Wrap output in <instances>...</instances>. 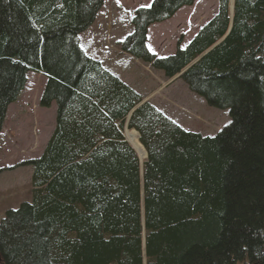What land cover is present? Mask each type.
I'll return each instance as SVG.
<instances>
[{
    "label": "trees",
    "instance_id": "1",
    "mask_svg": "<svg viewBox=\"0 0 264 264\" xmlns=\"http://www.w3.org/2000/svg\"><path fill=\"white\" fill-rule=\"evenodd\" d=\"M194 1L135 10L119 48L168 80L187 68L188 90L228 111L211 137L80 49L103 0H0V134L28 73L45 78L39 106L55 104L41 155L23 164L30 200L0 221V264H264V0H218L184 49L155 58L147 29Z\"/></svg>",
    "mask_w": 264,
    "mask_h": 264
},
{
    "label": "rangeland",
    "instance_id": "2",
    "mask_svg": "<svg viewBox=\"0 0 264 264\" xmlns=\"http://www.w3.org/2000/svg\"><path fill=\"white\" fill-rule=\"evenodd\" d=\"M151 2L104 0L94 23L79 36V47L178 126L214 136L229 123L227 110L208 107L180 79L168 80L160 71L120 51L119 43L132 31L135 10L148 8ZM217 7L218 0H196L171 19L150 26L146 49L155 58L173 55L212 19ZM44 84L42 75L28 73L19 98L6 111L0 134V221L7 210L30 200L31 168L23 164L41 155L54 128L55 104L48 109L39 106Z\"/></svg>",
    "mask_w": 264,
    "mask_h": 264
},
{
    "label": "bare ground",
    "instance_id": "3",
    "mask_svg": "<svg viewBox=\"0 0 264 264\" xmlns=\"http://www.w3.org/2000/svg\"><path fill=\"white\" fill-rule=\"evenodd\" d=\"M232 2L233 0H231V3ZM125 138L129 142V144L137 151L140 160H142L144 158V151L138 142L136 134L133 131L132 132L128 131L125 133Z\"/></svg>",
    "mask_w": 264,
    "mask_h": 264
},
{
    "label": "water",
    "instance_id": "4",
    "mask_svg": "<svg viewBox=\"0 0 264 264\" xmlns=\"http://www.w3.org/2000/svg\"><path fill=\"white\" fill-rule=\"evenodd\" d=\"M187 68H185L180 74H178L175 78H178V77H180L183 73H184V71L186 70ZM142 103H140L138 106H136L132 111H134L137 107H139L140 105H141ZM125 141L128 143V141L126 140V138H125ZM129 144V143H128ZM130 145V144H129ZM131 148H132V146H131ZM134 151H135V153H136V150L134 149V148H132ZM138 155V154H137ZM146 157V154L144 153V158ZM138 158L140 159V157H139V155H138Z\"/></svg>",
    "mask_w": 264,
    "mask_h": 264
},
{
    "label": "snow or ice",
    "instance_id": "5",
    "mask_svg": "<svg viewBox=\"0 0 264 264\" xmlns=\"http://www.w3.org/2000/svg\"><path fill=\"white\" fill-rule=\"evenodd\" d=\"M148 7H151V5L149 4V5H147Z\"/></svg>",
    "mask_w": 264,
    "mask_h": 264
},
{
    "label": "crops",
    "instance_id": "6",
    "mask_svg": "<svg viewBox=\"0 0 264 264\" xmlns=\"http://www.w3.org/2000/svg\"><path fill=\"white\" fill-rule=\"evenodd\" d=\"M155 107V106H154ZM157 108V107H156Z\"/></svg>",
    "mask_w": 264,
    "mask_h": 264
}]
</instances>
